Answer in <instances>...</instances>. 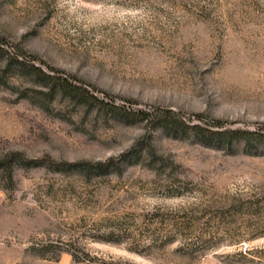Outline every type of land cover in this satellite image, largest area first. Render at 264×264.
<instances>
[{
  "label": "rangeland",
  "instance_id": "obj_1",
  "mask_svg": "<svg viewBox=\"0 0 264 264\" xmlns=\"http://www.w3.org/2000/svg\"><path fill=\"white\" fill-rule=\"evenodd\" d=\"M263 126L264 0H0V264H264Z\"/></svg>",
  "mask_w": 264,
  "mask_h": 264
},
{
  "label": "trees",
  "instance_id": "obj_2",
  "mask_svg": "<svg viewBox=\"0 0 264 264\" xmlns=\"http://www.w3.org/2000/svg\"><path fill=\"white\" fill-rule=\"evenodd\" d=\"M215 124L216 126L221 127V129H219L217 133L220 135L226 136L228 139L239 138L242 136V133H248V130H241V129H235V128H231L227 126H222V121L219 119L215 121ZM258 133H260V134H257L259 136L264 134V132L261 130L260 131L258 130ZM75 164L76 163L69 164L68 166H75Z\"/></svg>",
  "mask_w": 264,
  "mask_h": 264
}]
</instances>
